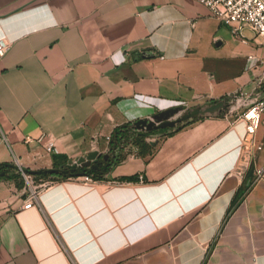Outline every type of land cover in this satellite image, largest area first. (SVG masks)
I'll list each match as a JSON object with an SVG mask.
<instances>
[{
	"label": "crops",
	"instance_id": "obj_1",
	"mask_svg": "<svg viewBox=\"0 0 264 264\" xmlns=\"http://www.w3.org/2000/svg\"><path fill=\"white\" fill-rule=\"evenodd\" d=\"M0 38V164L21 170L264 94V39L199 0H0ZM233 114L141 130L103 179H43L31 208L26 181L0 179V264H264V124Z\"/></svg>",
	"mask_w": 264,
	"mask_h": 264
},
{
	"label": "built area",
	"instance_id": "obj_2",
	"mask_svg": "<svg viewBox=\"0 0 264 264\" xmlns=\"http://www.w3.org/2000/svg\"><path fill=\"white\" fill-rule=\"evenodd\" d=\"M205 5L213 17L218 19L221 23L230 26L236 32H241L244 27H250L253 32L264 39V0H199ZM12 46V42L6 38H0V57H4ZM229 101L234 104L228 113L237 111L244 104V98L242 96L233 97ZM247 109L242 113L237 112L235 121H244L247 125L248 135L255 133V130L264 124V94L258 99L253 100L246 107ZM252 114V115H251ZM249 143L253 144V139H249L245 136L241 144L245 147H249ZM261 149V146H258ZM52 146L48 148L52 151ZM85 176L86 180L92 181L93 178L88 175ZM25 181L30 188V194L27 199L25 208H31L38 202L39 194L41 190L48 186V181L43 179L37 183L33 175H25Z\"/></svg>",
	"mask_w": 264,
	"mask_h": 264
},
{
	"label": "trees",
	"instance_id": "obj_3",
	"mask_svg": "<svg viewBox=\"0 0 264 264\" xmlns=\"http://www.w3.org/2000/svg\"><path fill=\"white\" fill-rule=\"evenodd\" d=\"M239 95H234L225 98V100H230L233 97H238ZM217 102V101H216ZM150 132H144L141 130H138L136 126L133 123H126L123 125H120L116 127L112 133L111 141H110V150L108 153V158H100V160L97 163V168H90V167H81L77 169H71L67 174H63L62 171L67 169V164L63 166H56L55 168L60 169L59 173H48V174H40L38 172H31L30 169H28V173H31L33 177L36 180L41 179H50L52 177H71V176H83L88 175L91 176L94 179H103L112 168L114 161H115V153L116 150L130 142H136L138 144H143V147H145L143 138L147 136ZM26 169V168H23ZM11 171H14V173H11ZM4 174V175H2ZM4 178H20L23 185L25 184L24 179V173L23 170L17 168L16 166L5 163L0 164V179ZM22 183H19L21 186Z\"/></svg>",
	"mask_w": 264,
	"mask_h": 264
},
{
	"label": "water",
	"instance_id": "obj_4",
	"mask_svg": "<svg viewBox=\"0 0 264 264\" xmlns=\"http://www.w3.org/2000/svg\"><path fill=\"white\" fill-rule=\"evenodd\" d=\"M233 102L229 100H219L215 103L206 104L204 106L192 108L187 110L177 116L174 119L165 120L163 122H157L156 120L151 119H140L137 120L134 125L138 130H153V129H163V128H173L176 125L187 122L192 119H197L199 117H206V116H219L221 114H226L229 112L231 107L233 106ZM101 153L98 150H94L89 152L86 155L80 156L75 160H69L67 163V169L63 170V174H67L71 169H77L81 167H90V168H97V163L100 160ZM104 159L108 158V154L103 155ZM25 175L28 173V169H22ZM60 169L53 168V169H44V170H31V172H38L40 174H52V173H59Z\"/></svg>",
	"mask_w": 264,
	"mask_h": 264
},
{
	"label": "rangeland",
	"instance_id": "obj_5",
	"mask_svg": "<svg viewBox=\"0 0 264 264\" xmlns=\"http://www.w3.org/2000/svg\"><path fill=\"white\" fill-rule=\"evenodd\" d=\"M250 104V102L249 103H246V104H244L240 109H238L237 111H235V113L233 114V118H234V120L235 119H237V117H236V114H237V112H240V113H242L243 111H245L247 108V106ZM38 181V180H37ZM38 183V182H37ZM29 187V186H28Z\"/></svg>",
	"mask_w": 264,
	"mask_h": 264
},
{
	"label": "bare ground",
	"instance_id": "obj_6",
	"mask_svg": "<svg viewBox=\"0 0 264 264\" xmlns=\"http://www.w3.org/2000/svg\"><path fill=\"white\" fill-rule=\"evenodd\" d=\"M252 115V114H251Z\"/></svg>",
	"mask_w": 264,
	"mask_h": 264
}]
</instances>
